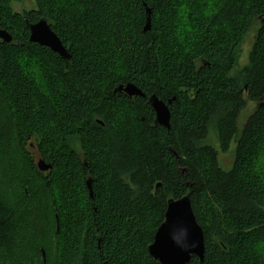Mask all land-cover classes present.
Segmentation results:
<instances>
[{"label": "trees", "instance_id": "trees-1", "mask_svg": "<svg viewBox=\"0 0 264 264\" xmlns=\"http://www.w3.org/2000/svg\"><path fill=\"white\" fill-rule=\"evenodd\" d=\"M20 1L0 0V179L20 195L0 194V264H159L147 247L185 195L204 239L189 264H264V1ZM40 18L69 61L28 40Z\"/></svg>", "mask_w": 264, "mask_h": 264}, {"label": "water", "instance_id": "water-1", "mask_svg": "<svg viewBox=\"0 0 264 264\" xmlns=\"http://www.w3.org/2000/svg\"><path fill=\"white\" fill-rule=\"evenodd\" d=\"M147 13L145 30L150 26V11L148 10ZM25 23L30 42L49 48L64 61L70 60L71 54L69 50L62 45L58 36L50 29V23L46 18H40L35 23H29L25 19ZM0 39L4 42H11L12 37L8 31L0 29ZM115 91H122L128 96L138 95L145 97V94L132 83L118 85ZM148 103L155 114V123L168 129L170 112L167 104L155 95L148 97ZM37 167L40 171L45 172L51 166L39 160ZM86 186L89 190V196H92L93 192L89 179L86 180ZM147 251L159 264H189L192 256H196L202 261L204 252L203 231L195 219L187 195L179 199L169 198L167 200L164 220L157 228L152 243L147 247ZM41 253L44 260L45 255L42 250Z\"/></svg>", "mask_w": 264, "mask_h": 264}, {"label": "rangeland", "instance_id": "rangeland-1", "mask_svg": "<svg viewBox=\"0 0 264 264\" xmlns=\"http://www.w3.org/2000/svg\"><path fill=\"white\" fill-rule=\"evenodd\" d=\"M11 8H12L13 12L22 14L24 11H28V10L35 8V3H34V0H21L20 2H13ZM256 24L257 23H254V25L248 31L245 38L243 39V41L241 42V44L237 48V51H236L237 63H238L239 67L246 64V62H247L248 53H249L251 46H252V43L254 41ZM255 107H256L255 103H251V104L247 105V107L243 110V112L241 113V115L239 117V122H238L239 127L241 126L243 121L246 119V117L253 111V109H255ZM219 157H220L221 163L223 165L228 164L230 161V153L229 152L228 153H222V154H220ZM0 182H1V179H0ZM25 192H27V191H25ZM0 194H2L1 195L2 198L9 205H12L15 202H17L19 199V196H20L18 194L16 183H13L12 185L7 186L6 185V179H3V182L0 183Z\"/></svg>", "mask_w": 264, "mask_h": 264}, {"label": "flooded vegetation", "instance_id": "flooded-vegetation-1", "mask_svg": "<svg viewBox=\"0 0 264 264\" xmlns=\"http://www.w3.org/2000/svg\"><path fill=\"white\" fill-rule=\"evenodd\" d=\"M50 29L53 31V29L51 28V24H50ZM54 32V31H53ZM55 33V32H54ZM59 38V37H58ZM60 40V39H59ZM61 41V40H60ZM62 43V42H61ZM62 45L65 47V48H67L63 43H62ZM68 49V48H67ZM118 92V91H117ZM120 93H123V94H125L124 92H120ZM127 95V94H126ZM128 96V95H127ZM135 96H138V95H135ZM135 96H128L129 98H133V97H135ZM88 180V179H87Z\"/></svg>", "mask_w": 264, "mask_h": 264}]
</instances>
